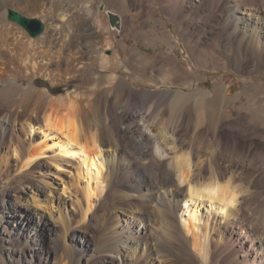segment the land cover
<instances>
[{
	"label": "bare ground",
	"instance_id": "1",
	"mask_svg": "<svg viewBox=\"0 0 264 264\" xmlns=\"http://www.w3.org/2000/svg\"><path fill=\"white\" fill-rule=\"evenodd\" d=\"M159 1L162 10L175 9L178 5L188 9L186 17L189 19L202 14L210 22L219 20V44L237 52L245 48L248 50L246 56L264 59V0ZM137 18L123 20L127 32H139L134 24ZM192 21L188 24L195 30L197 24L192 26ZM58 28L56 24L51 25L49 35L46 33L44 38L63 40L65 35ZM211 31L212 27L208 32ZM25 37L23 33L8 32L6 24L0 25V178L10 181L4 185L7 200L0 202L4 211L3 217L0 216V264H153L150 259L157 260V264H264V130L258 131L252 126V134L247 137H258L261 142L253 143L249 149L237 151V154L222 144L219 137L215 138L210 178L194 179L190 155L205 151L206 145H190V152L184 151L181 143L168 147L173 155L168 162L163 160L168 158L166 141L161 137L151 141L147 127L141 125L147 113L136 109L135 93L131 88L126 90L124 81L118 79L120 82L115 85L119 86L114 89L108 86L115 80L113 74L106 79L83 81V85L90 84L85 88L88 91L69 90L57 97L50 96L45 89L30 95L16 85L10 70L17 60L12 48H17V53L18 49L29 48L30 40ZM24 52L26 54V50ZM36 55L37 59L28 61L29 67L26 65L23 73L52 80L55 73L48 71L50 60H44L41 51ZM165 60L158 65L166 69V78L173 75L174 78L182 77L181 81L187 80L186 72L178 62L172 57ZM103 63L109 69L121 65L116 59H103ZM121 70L125 71L124 68ZM21 71L16 72L20 75ZM105 85L113 89L111 99L104 97L108 92ZM187 101L181 98L174 101L171 112L173 108L177 113L182 111ZM103 102L110 104L108 119L99 116V104ZM225 103L230 101L221 95L218 87L208 100L211 126H216L217 117H220L214 110ZM191 107H194V121L203 125V114L196 112L200 107L196 102ZM39 112L42 115L37 118L38 124H33L30 115L35 113L33 117L36 118ZM184 117L179 115L181 126L178 127L181 129L190 122V119L185 122ZM237 122L236 126L228 125V128L240 131L243 118L239 117ZM16 123H20L19 129H16ZM100 125L103 128L101 134L107 132L111 144L119 145L124 151L119 160H112L109 173L101 148L103 142L92 133L96 128L100 129ZM173 135L172 132V144L175 142ZM231 155H238L242 162H248L247 167L235 166L242 171L241 175L249 170L255 172L254 184L257 183L256 187L260 189L254 195L241 198L242 190L236 185L229 180H218V174L225 173L229 167L225 163ZM230 164H234L233 161L230 160ZM46 165L59 171L72 170L73 179L79 185L75 189L74 202H71L76 212L68 215V220L58 205L54 207V202L60 199L54 197L53 190L47 186L48 175L31 178L34 171H42ZM103 183L106 184L102 188ZM2 190L4 188L0 186V195ZM246 204L254 207L256 226H253L256 228L247 226ZM42 211H48V216ZM204 211L223 221L215 231L216 236L222 234L219 241L208 242L200 231ZM259 224L263 228L258 229ZM73 242L79 248H75ZM87 252L90 254L86 255Z\"/></svg>",
	"mask_w": 264,
	"mask_h": 264
},
{
	"label": "rangeland",
	"instance_id": "2",
	"mask_svg": "<svg viewBox=\"0 0 264 264\" xmlns=\"http://www.w3.org/2000/svg\"><path fill=\"white\" fill-rule=\"evenodd\" d=\"M183 1L185 3L186 0ZM118 3L121 4V0H118ZM143 4L146 9L140 14L141 16H138L135 20L136 23H134L139 29V32H127L126 24H124L125 22H123V20H118L117 28L115 25L111 24L107 15L108 13L106 14L107 9L103 5L102 0H0V25L2 23L6 24L8 32H12L13 34L23 33L24 36H26L25 39L27 38V40H30H28L30 44L27 42L30 47L23 50L18 49L21 52L18 51L17 53V48H12V53L13 55L15 54L14 57L16 56L15 58H17V60L14 61V63H16L15 65H13L14 63L12 64L15 70L10 67V70H12L11 73L12 75L14 74L13 77L16 81V85L21 86L26 93L28 92L31 95L38 93L36 90L45 89L52 97L63 96L66 91L69 90L88 91L85 88L90 84L87 82L88 85H83V81H88V79L99 80L104 79V77L106 79L107 76L113 74L115 80H112V85L108 86L114 89L119 86L115 85L116 82V84H118L121 80L124 81L126 90L128 87V89L131 88L135 93L134 97L137 100L135 102L137 103L136 109L144 111L145 114L147 113L141 125L147 127L151 141L154 138L153 141L155 142L157 137H161V139L166 141V155L168 158L163 160L169 161V157L173 155V153L168 150V147L174 145L179 146L181 143L184 151L190 152V145H206L205 151H200V153L196 155H190V162L192 170L191 175L193 178L197 179L201 177L202 180H207L210 178L209 166H212L210 157L214 154L215 138L219 137L222 144H226L232 148L234 154H237V151L249 149L253 143L261 142L258 137H253L252 139L247 136L252 134V126L258 131L264 130V59L260 60L256 55L255 57L254 55H247V58L245 55L248 51L247 49L241 48V52H237L226 49L222 44H219L218 34L221 33L218 32L220 30L218 29V24H221L219 20L210 22L202 14L197 16L191 14L192 16L194 15V19L193 17L189 19L186 17L189 12L188 9L181 8L180 5L163 14L162 12L166 10L163 9L165 10L163 11L160 9V7L162 8L160 1V6L156 0H143ZM8 10H13L26 17H36L40 19L45 26L44 33L40 37L30 39L20 26L8 20ZM133 13L132 11L131 15H133ZM148 14H150L149 17ZM115 15L119 16L118 14ZM157 16L162 18L166 31L169 32H153L157 25ZM61 17L64 18V21L61 20ZM190 20H193L192 26L195 27L197 24L195 30L190 29V24H188V22L191 23ZM53 24H56L57 28L59 27L58 31L65 35V37H63L64 39L62 38L63 40H50L44 38L50 33V27ZM67 25L70 27L67 28ZM211 27L212 31L208 32ZM67 32H69V34H67ZM107 39L109 40L108 42ZM135 49L137 53H134ZM25 50L26 54L24 52ZM38 51L43 52L42 56H45L43 57L45 58L44 60L47 59L51 61H49L48 67L50 70L48 71L52 70V72L55 73L52 80L42 75L31 77L29 74L25 75L23 73L24 68H27L29 62L37 59L35 57L38 55H36ZM126 54H128L129 57ZM135 57H137V59ZM145 57L148 59H145ZM167 57H172L180 64L186 72L185 76L187 80L181 81L182 77L179 78V76H175L176 78H174L170 73L169 78H166L168 77L166 69L159 68V65L166 61L165 59ZM114 58L121 64L118 68H115L116 70L109 69L103 63V59H112L115 61ZM122 65L123 67H121ZM104 66L106 68H104ZM120 67L124 68L125 71L121 70ZM162 69L165 71V77ZM17 70H19V72L22 70L20 75L19 72H16ZM133 72L136 73L134 74ZM171 76L174 80L171 79ZM93 80L90 81L92 82ZM106 86L107 85H105V89L108 90V92L104 94V97L111 99L114 94L113 89L110 87L106 88ZM218 87H220L221 95L227 98L230 103L221 104L214 110L221 118L217 117L218 120L215 122L216 126H211L208 122L210 117L208 112V100L215 94ZM31 90L33 91L30 92ZM126 90L123 97L126 96ZM180 98L186 101L188 99V103L179 113H177L174 108L171 112V105ZM122 102L123 101L120 99V103ZM195 102L198 104V108L200 107L196 112L201 115L203 114V125L197 124L194 121L195 112H193L194 107L191 106L195 105ZM98 111L100 117L108 119L110 104H105L104 102L99 104ZM33 114L35 115V113ZM33 114L30 115L31 119H34L33 124H38L37 118L42 115V112H39L36 118L33 117ZM180 114L181 117L185 115L183 119L185 122L190 119L189 123L187 121V123L183 125V129L178 127V125L181 124V121H179L181 120V118H179ZM239 117L243 118L244 124L241 127L242 129L240 131L233 128L229 129L228 125L236 126V124H238L237 120ZM20 123H16V129H19ZM99 128L100 129L96 128L93 130L92 133H95L103 142L101 148L108 162L107 169L109 173V169L112 168L114 160H119L122 154H124V151L119 145L115 146L111 144L112 141L110 142L107 132L104 134L103 131V134H101V130L103 129L102 125H100ZM172 132L174 133L173 139L176 142L173 144L171 142ZM196 138H198V141ZM34 139H37V137ZM169 141L170 144L168 145ZM216 157L219 163V155ZM230 160L233 161L234 164H230ZM247 164L248 162H242V160H240V156L231 155L227 158V163H225L226 166H229L225 173L218 174V180H229L233 186L236 185L240 191L242 190V195L240 194L241 198L249 196V194L254 195V193L260 189L257 188V183L254 184L256 179L255 172L249 170L247 174L241 175L240 172L242 171L235 168V166H246ZM206 166L207 169H203V167ZM69 170L70 169L59 171L55 170L50 165H46L42 168V171H34L31 174V178L41 177L43 174L48 175L46 184L53 190L54 197L60 199L54 202V207L58 205L62 215L67 220L68 215L72 212H76L75 206L71 207V202H74L75 189L79 187L73 179L72 170ZM8 182L10 181H7L6 178H0V186L4 188L1 193L2 196L0 195V202H3L5 199L7 200L5 186L9 184ZM105 184L106 183L102 184V188ZM40 200L43 201L44 198L40 197ZM252 208L254 207L246 204V213L249 216L246 223L248 227L251 225L249 228L253 229V225L256 226V224H254L256 216L252 213ZM0 211V216H2L4 211H2L1 207ZM55 211L56 210L53 212L54 214ZM43 213L48 216V211H44ZM203 214L200 231L202 234L204 233V235H206L205 237L208 242H214L216 239L219 241L222 234L218 233V236H216L215 231L222 226L223 221L220 220L219 216L218 218L217 216L213 218L212 215L209 216L205 211ZM260 226L262 227V225L259 224L257 228L261 229ZM88 236V238H90V235ZM72 244L75 245V248H79V245L77 246L74 242ZM89 254V252L86 253V255ZM150 262H153V264L158 263L157 260L153 259L152 261L150 259Z\"/></svg>",
	"mask_w": 264,
	"mask_h": 264
},
{
	"label": "crops",
	"instance_id": "3",
	"mask_svg": "<svg viewBox=\"0 0 264 264\" xmlns=\"http://www.w3.org/2000/svg\"><path fill=\"white\" fill-rule=\"evenodd\" d=\"M103 1V5L105 6V8L107 9L106 10V14L107 13H112V14H118L119 16H117V18L119 20H125V19H132L137 17V16H141L140 14H142L143 12V9L145 10L146 8L144 7V4H143V0H121V4L118 3V0H102ZM139 1V2H138ZM134 2V3H133ZM156 2H158V5H159V0H156ZM129 3V4H128ZM131 3V4H130ZM139 3V5H138ZM134 4V5H133ZM126 5V6H125ZM132 5V6H131ZM142 5V6H141ZM123 8H122V7ZM160 6V5H159ZM123 13H122V11ZM125 9V10H124ZM142 9V10H141ZM161 9V7H160ZM134 12L133 15H131V12ZM162 11V10H161ZM126 12V13H125ZM167 11L165 12H162L163 14L166 13ZM122 13V15H121ZM139 13V14H137ZM108 15V14H107ZM125 15V16H124ZM130 15V16H129ZM132 16V17H131ZM150 16V14H148V17ZM128 17V18H127ZM158 20H157V25L155 27V30L153 32H160V33H164V32H169V31H166V28H165V24L162 20V18H160L159 16H157ZM161 24V25H160ZM161 27V28H160ZM164 29H163V28ZM162 29V30H161ZM164 31V32H162ZM129 32V31H128Z\"/></svg>",
	"mask_w": 264,
	"mask_h": 264
},
{
	"label": "water",
	"instance_id": "4",
	"mask_svg": "<svg viewBox=\"0 0 264 264\" xmlns=\"http://www.w3.org/2000/svg\"><path fill=\"white\" fill-rule=\"evenodd\" d=\"M108 17L111 24L118 27L117 16L112 13H108ZM7 18L9 21L14 22L18 26H20L30 38H36L44 32L45 26L43 22L36 17L30 18L23 16L13 10H8Z\"/></svg>",
	"mask_w": 264,
	"mask_h": 264
}]
</instances>
